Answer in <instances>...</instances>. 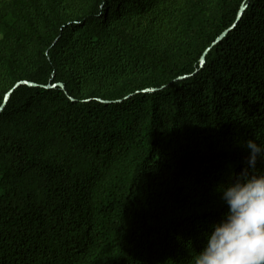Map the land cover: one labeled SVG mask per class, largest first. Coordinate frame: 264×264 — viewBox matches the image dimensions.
<instances>
[{"label": "trees", "instance_id": "trees-1", "mask_svg": "<svg viewBox=\"0 0 264 264\" xmlns=\"http://www.w3.org/2000/svg\"><path fill=\"white\" fill-rule=\"evenodd\" d=\"M0 35V264H194L264 143V0H0Z\"/></svg>", "mask_w": 264, "mask_h": 264}, {"label": "clouds", "instance_id": "clouds-1", "mask_svg": "<svg viewBox=\"0 0 264 264\" xmlns=\"http://www.w3.org/2000/svg\"><path fill=\"white\" fill-rule=\"evenodd\" d=\"M245 166L221 190L227 207L194 264H264V143L248 139Z\"/></svg>", "mask_w": 264, "mask_h": 264}, {"label": "water", "instance_id": "water-1", "mask_svg": "<svg viewBox=\"0 0 264 264\" xmlns=\"http://www.w3.org/2000/svg\"><path fill=\"white\" fill-rule=\"evenodd\" d=\"M246 9V7H244L243 9H242V11L240 12V14H239V19L241 18V16L243 15V12H244V10ZM238 19V20H239ZM238 22V21H237ZM226 34H227V32L226 33H224L223 35H221L217 40H216V42H218V41H221L225 36H226ZM215 42V43H216ZM208 53V52H207ZM207 53L204 55V57H203V60H202V65L205 63V57H206V55H207ZM26 84H30V83H28V82H25ZM20 85V83L19 84H17L16 86H15V88L14 89H12L9 93H7V95H6V98H5V101H4V104L0 107V112L3 110V108L5 107V105H6V103H7V101H8V99H9V97H10V95L13 93V91L18 87ZM62 87H63V85H61Z\"/></svg>", "mask_w": 264, "mask_h": 264}, {"label": "rangeland", "instance_id": "rangeland-1", "mask_svg": "<svg viewBox=\"0 0 264 264\" xmlns=\"http://www.w3.org/2000/svg\"><path fill=\"white\" fill-rule=\"evenodd\" d=\"M0 38H1V35H0Z\"/></svg>", "mask_w": 264, "mask_h": 264}]
</instances>
